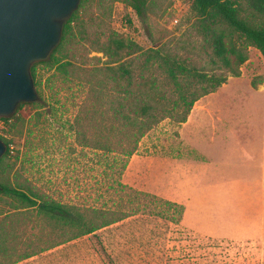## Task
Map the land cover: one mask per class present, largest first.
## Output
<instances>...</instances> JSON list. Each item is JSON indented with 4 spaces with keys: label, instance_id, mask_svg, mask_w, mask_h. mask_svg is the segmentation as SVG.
Segmentation results:
<instances>
[{
    "label": "rangeland",
    "instance_id": "obj_1",
    "mask_svg": "<svg viewBox=\"0 0 264 264\" xmlns=\"http://www.w3.org/2000/svg\"><path fill=\"white\" fill-rule=\"evenodd\" d=\"M234 1L241 18L264 26V15L253 13L244 0ZM191 3L146 0L143 13L138 15L130 0H81L65 39L44 61L36 63L38 100L16 107L9 120H0V135L10 145L1 156L0 180L21 190L31 189L38 200L93 202L96 182L105 178L100 171L107 170L110 155L81 147L77 132L84 131L89 142L99 135L102 140L108 138L109 144L116 142L108 109L112 96L95 97L86 92L90 82L110 84L101 69L106 57L96 42H103L111 30L138 46L125 59L132 69V83L156 78L157 89L164 92L172 108L168 117L140 138L136 151L126 160L121 181L173 201L185 196L184 165L180 170L174 160L183 159L186 153L178 122L185 103L178 91L189 86V92L199 93L207 82L198 74L222 72L211 62L208 35L202 27L206 22L192 10ZM232 38L241 41L237 34ZM246 50L240 75L228 76L207 95L213 94L211 100L225 107L235 98L231 102L237 105L235 110L264 116V61L254 46ZM65 57L74 60L75 66L69 69L70 77L62 79L55 72L54 61ZM179 66L189 72L179 73ZM169 67L174 77L169 75ZM175 101H179L178 107H173ZM97 106L95 112L93 107ZM176 202L184 206L179 222L137 214L12 264H264V219L256 231L250 228L256 222L255 215L231 214L240 227L209 235L194 226L191 215H185L186 205ZM7 213L11 217L4 220ZM0 223L3 232L14 237L8 242L15 248L10 250L13 257L47 246L63 234L59 229L51 230L52 223L35 209L3 194Z\"/></svg>",
    "mask_w": 264,
    "mask_h": 264
},
{
    "label": "trees",
    "instance_id": "obj_2",
    "mask_svg": "<svg viewBox=\"0 0 264 264\" xmlns=\"http://www.w3.org/2000/svg\"><path fill=\"white\" fill-rule=\"evenodd\" d=\"M81 1V0H80ZM247 7L260 15H264V0H244ZM146 0H130V7L136 14L141 15L145 8ZM78 8V7H77ZM77 8L65 21L62 28L60 42L71 29V22L75 18ZM192 10L202 19L203 29L208 35L211 48V62L221 69V74H198L207 86L199 93L189 92V86H183L178 91L180 100L184 104L182 115L178 122H184L192 108L193 103L201 96L215 91L228 76L240 75L239 67L247 60L246 47L251 45L257 48L264 61V26L251 25L239 15V9L234 0H192ZM237 34L240 42L233 41ZM59 45V44H58ZM98 51L106 57L102 66L106 71V79L88 83L87 93L95 97L112 96L108 109L112 117L111 129L115 130L117 139L115 144H109L108 138L102 140L101 135L89 142L84 131L78 130V144L81 147H90L100 155H110L107 161V170L100 172L105 178L96 182L95 196L91 203L76 204L61 202L54 199L38 200V194L29 188L21 190L0 180V194L14 196L26 204V207L35 209L37 215L45 217L52 223L51 230H61L63 234L52 240L47 246L31 248L12 256L13 248L8 242L14 237L4 233L3 223H0V264H12L28 258L39 251L57 246L79 236L94 233L96 230L121 221L137 214L156 215L160 218L179 222L184 214V206L176 201L160 197L154 193L136 189L121 181V175L127 163L126 160L137 149L138 142L161 119L168 117L172 108L165 101L164 92L157 89L156 78L143 79L140 84L132 83V69L126 62V57L138 48L132 40L119 36L114 31H109L106 39L98 43ZM246 46V47H245ZM56 48L53 49V51ZM52 51V52H53ZM67 58V57H65ZM42 62V61H40ZM35 62L30 67V73L35 83ZM55 72L62 79L70 77L69 69L75 66L71 58L55 60ZM179 73L189 72L184 66H179ZM169 75L174 77L173 68L167 69ZM189 95V99L186 97ZM29 102H21V105ZM179 101L173 102V107H178ZM98 112V106L93 107ZM0 118V120H9ZM6 152L8 143L5 138ZM0 157V166H1ZM1 173V170H0ZM11 217L5 214L3 219ZM3 220V221H4Z\"/></svg>",
    "mask_w": 264,
    "mask_h": 264
},
{
    "label": "crops",
    "instance_id": "obj_3",
    "mask_svg": "<svg viewBox=\"0 0 264 264\" xmlns=\"http://www.w3.org/2000/svg\"><path fill=\"white\" fill-rule=\"evenodd\" d=\"M213 96L197 99L180 123L186 153L174 160L180 170L184 165L185 196L175 201H182L185 215L209 235L240 227L231 214L255 215L250 228L259 231L264 219V116L235 110V98L226 107L216 104Z\"/></svg>",
    "mask_w": 264,
    "mask_h": 264
},
{
    "label": "water",
    "instance_id": "obj_4",
    "mask_svg": "<svg viewBox=\"0 0 264 264\" xmlns=\"http://www.w3.org/2000/svg\"><path fill=\"white\" fill-rule=\"evenodd\" d=\"M80 0H0V118L39 96L30 67L58 45ZM6 149L0 138V157Z\"/></svg>",
    "mask_w": 264,
    "mask_h": 264
},
{
    "label": "built area",
    "instance_id": "obj_5",
    "mask_svg": "<svg viewBox=\"0 0 264 264\" xmlns=\"http://www.w3.org/2000/svg\"><path fill=\"white\" fill-rule=\"evenodd\" d=\"M10 147V145L8 144V148Z\"/></svg>",
    "mask_w": 264,
    "mask_h": 264
}]
</instances>
